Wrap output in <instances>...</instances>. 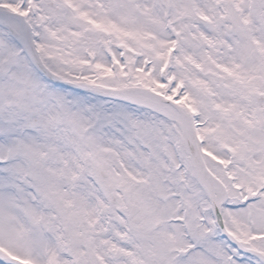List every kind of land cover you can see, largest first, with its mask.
Returning a JSON list of instances; mask_svg holds the SVG:
<instances>
[{
  "label": "snow or ice",
  "instance_id": "obj_1",
  "mask_svg": "<svg viewBox=\"0 0 264 264\" xmlns=\"http://www.w3.org/2000/svg\"><path fill=\"white\" fill-rule=\"evenodd\" d=\"M0 264H264V0H0Z\"/></svg>",
  "mask_w": 264,
  "mask_h": 264
}]
</instances>
